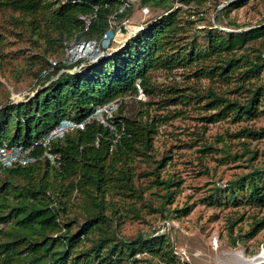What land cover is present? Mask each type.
Masks as SVG:
<instances>
[{"label": "trees", "instance_id": "obj_1", "mask_svg": "<svg viewBox=\"0 0 264 264\" xmlns=\"http://www.w3.org/2000/svg\"><path fill=\"white\" fill-rule=\"evenodd\" d=\"M68 1L0 0V14L6 19L3 29H12L8 33L10 36L28 35L32 48L42 50L40 54L45 57L63 51L65 44L75 38L102 40L109 30V17L117 8L116 0H81L76 4ZM176 2L202 5L205 0H142L144 5L153 4L165 9L156 23L132 37L123 49L84 72L63 73L54 81L55 76H50L43 79L45 83L34 97L2 107L0 144L33 145L64 118L81 121L96 106L126 96L135 98L138 81L145 95L152 96L155 94L152 73L156 71L196 67L199 68L195 72L196 77L216 76L226 84L240 72L238 82L241 89L245 87L246 80L260 76L264 69V53L254 50L256 61H251L248 54H238L264 37V27L248 32L198 31L193 39H189L188 32L194 23L185 19L180 9L174 8ZM105 4H109V8L102 7L89 31L84 33L80 17L91 15L96 5ZM229 12L228 7L219 11L220 15H228ZM199 40L205 41L206 45H201ZM2 46L0 42V48ZM45 59L47 66L48 57ZM176 93L170 91V94ZM263 96L264 88L258 87L248 101L241 103L210 90L207 96L202 97L208 100L203 109L215 112L207 118L210 123L231 116H235V122L253 119L258 115L259 98ZM181 98L169 99L163 106L176 105ZM120 114L121 110L116 121L125 124L126 134L113 149L109 131L93 123L84 131L69 133L63 140L52 144L53 152L61 155L60 170L43 157L40 146L34 152L40 158L37 163L2 170L0 177L3 174L9 177L0 182V223L6 226L0 236L14 238L1 250L5 254L3 257L9 256L3 260L8 262L5 264L10 261L20 264H139L142 262L139 256L143 255L150 256L148 264H180L174 248L167 244L164 236H141L128 241L104 228L112 220L107 210L114 207L107 201L108 195L116 193L120 197L141 198L134 187L133 164L150 151L156 132L155 119L144 123ZM236 137L257 141L264 138V128H246ZM256 156L254 154L250 160H255ZM42 165L46 171L36 184L35 175L40 173ZM49 169L60 182H68V185H52L48 178ZM11 178L23 179L26 185L20 189L13 187ZM157 183L163 186L166 191L164 198L170 204L179 190L178 181L167 179ZM244 188L247 204L264 205V167L228 185L230 199L237 200L238 190ZM74 192L88 203L85 207L86 221L77 233L73 232V224L77 221L71 224L62 221V215L67 212V203L63 200ZM12 194L15 205L9 200ZM190 210L174 212H180V218L188 215ZM113 212L117 210L113 209ZM263 228L264 219L255 225L250 236H256ZM95 232H98V238L92 239L90 236ZM87 241L91 242L90 247L85 246Z\"/></svg>", "mask_w": 264, "mask_h": 264}, {"label": "rangeland", "instance_id": "obj_2", "mask_svg": "<svg viewBox=\"0 0 264 264\" xmlns=\"http://www.w3.org/2000/svg\"><path fill=\"white\" fill-rule=\"evenodd\" d=\"M145 7L149 9L147 15L143 14ZM224 7L230 9L228 15H220L219 11ZM174 8L180 9L184 18L194 23L188 32L189 39H193L198 31L248 32L264 27V0H205L202 5L176 2ZM164 12L162 7L137 1L125 26L134 31L117 34L110 48L104 49L105 54L99 58V62L111 57L117 49H123L132 37L156 23ZM5 20L0 14V42L3 45L0 48V110L8 103L18 104L34 97L45 83V80L39 79L41 69L46 66L45 58L60 60L64 54L63 50L46 57L41 55L42 50L32 48L28 35L10 36L8 33L12 29H3ZM199 43L206 45L203 40H199ZM254 50L264 53V37L251 43L238 55L248 54L251 61H256ZM96 62L94 60L91 65L98 64ZM62 69L52 74L54 79L64 73ZM196 70L199 68L181 67L171 72H153L154 95L146 96L142 102L131 96L124 97L120 116L144 123L155 119L156 132L150 151L133 164L134 187L141 198L120 197L116 193L108 195L107 201L114 207L107 210L112 220L104 228L128 241L141 236H164L167 244L174 248L180 264H240L242 256L246 259L261 256L262 259L256 264H264V228L256 236H250L255 225L264 219V205L247 204L246 188L238 190L235 201L230 199L227 190L228 185L238 178L256 173L264 167V138L252 141L236 137L246 128H264V96L259 98L256 118L235 122V116H231L217 123L208 122L207 118L215 112L203 109L208 100L202 98L213 90L244 103L252 97L255 89L264 88V69L260 76L246 80L242 89L238 82L240 72L226 84L216 76L196 77ZM49 84L50 81L47 86ZM170 91L177 93L170 94ZM179 96H182L181 102L163 106L165 101ZM254 154H257L256 159L251 161ZM45 171V165H42L40 173L35 175L36 184ZM48 172L49 181L55 187L68 185V182H60L51 169ZM8 177L3 174L0 182ZM167 179L178 181L180 185L170 204L164 198L166 191L163 186L157 183L158 180ZM10 181L18 189L26 185L20 178H11ZM9 200L16 204L13 194ZM63 203H67V212L62 215V221L69 224L77 221L73 224V232L77 233L86 221L85 207L88 203L78 192L65 198ZM186 208H191L186 216L179 218L180 212H174ZM113 209L117 212L114 213ZM90 237L97 239L98 232ZM13 239L0 236V264L8 263L3 260L9 256L3 257L5 254L1 250ZM84 244L91 246L90 241ZM139 258L142 259L139 264L151 262L148 255ZM154 263L158 261L154 260ZM9 264L20 262L10 261Z\"/></svg>", "mask_w": 264, "mask_h": 264}, {"label": "built area", "instance_id": "obj_3", "mask_svg": "<svg viewBox=\"0 0 264 264\" xmlns=\"http://www.w3.org/2000/svg\"><path fill=\"white\" fill-rule=\"evenodd\" d=\"M137 1L139 0H116L117 8L110 15L108 20L109 30L115 32V37L118 34V31L121 32V27L126 28V20L129 16V11ZM68 2L70 4H76L81 3V0H70ZM102 7L109 8V4L96 5L91 15L80 17L84 23V33L89 31L92 21L97 18L98 12ZM148 13L149 9L148 7H145L143 9V14L147 15ZM105 37L106 34L103 36L102 40L105 39ZM102 40L75 38L71 42L66 43L63 57L60 60L49 59L48 65L41 71L39 79H46L52 76V74L60 68H63L62 73L69 72L71 74L75 71L82 73L87 68L93 66L91 63L94 60L97 61L96 63H99V60L101 59L100 57L105 54V50L101 45ZM64 69L74 70L66 71ZM135 98L139 102L146 100V95L144 94L139 81L137 83V94ZM125 99L126 98L124 97L118 98L105 105L96 106L92 113L81 121L64 118L48 134L33 145L28 146L24 143H1L0 174L2 170L5 169L28 167L37 163L40 158L39 156H36L34 152L38 146L43 149V157L46 158L54 168L60 170L62 166L61 155L53 152L51 147L52 144L56 141L63 140L69 133L84 131L87 125L93 123H96L109 131L112 135L113 149L121 143L122 135L126 134L125 124L116 121V116L122 109ZM5 228V224L0 223V233L4 231Z\"/></svg>", "mask_w": 264, "mask_h": 264}, {"label": "water", "instance_id": "obj_4", "mask_svg": "<svg viewBox=\"0 0 264 264\" xmlns=\"http://www.w3.org/2000/svg\"><path fill=\"white\" fill-rule=\"evenodd\" d=\"M125 28L124 27H121L120 28V31L124 32ZM131 37V36H130ZM115 38V32L113 30H109L107 31L106 33V37L105 39L102 40L101 42V45L104 49H109L110 48V45H111V41ZM127 44V43H126ZM119 50H121L120 48L117 49L116 51L114 52H118ZM71 74H76V72H72ZM56 80V79H53V81Z\"/></svg>", "mask_w": 264, "mask_h": 264}, {"label": "bare ground", "instance_id": "obj_5", "mask_svg": "<svg viewBox=\"0 0 264 264\" xmlns=\"http://www.w3.org/2000/svg\"><path fill=\"white\" fill-rule=\"evenodd\" d=\"M134 30H131V29H128V28H125L124 32H119L118 34H129V33H132ZM120 37V36H118ZM117 38V36H116ZM120 40V39H119ZM127 41V40H126ZM125 41V43H126ZM124 44V43H123ZM123 46V45H122ZM262 259L261 256L257 257V258H254V259H246L245 257H240V264H256V263H259V261ZM263 263V262H261Z\"/></svg>", "mask_w": 264, "mask_h": 264}]
</instances>
